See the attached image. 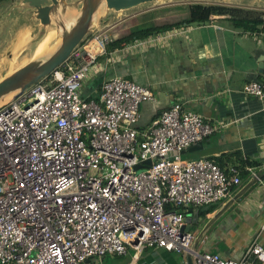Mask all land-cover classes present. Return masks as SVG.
Instances as JSON below:
<instances>
[{"label":"built area","instance_id":"obj_1","mask_svg":"<svg viewBox=\"0 0 264 264\" xmlns=\"http://www.w3.org/2000/svg\"><path fill=\"white\" fill-rule=\"evenodd\" d=\"M114 28L98 26L50 76L0 106V264H96L146 248L195 264H264L258 240L240 259L193 250L188 213L225 202L243 181L240 167L181 159L216 127L178 103L141 131L153 92L122 77L105 80L97 100L83 97L104 70L100 58L133 48L109 53ZM244 93L264 102V83Z\"/></svg>","mask_w":264,"mask_h":264},{"label":"crops","instance_id":"obj_2","mask_svg":"<svg viewBox=\"0 0 264 264\" xmlns=\"http://www.w3.org/2000/svg\"><path fill=\"white\" fill-rule=\"evenodd\" d=\"M20 1L0 0V52L7 48H29L36 42L35 36L38 35L37 41L42 38L40 33L43 29L39 22L31 19L25 11L15 9ZM198 1L186 5L209 4ZM225 1L231 7L238 5L264 14V3L259 6L253 1L249 6H242L234 0ZM156 10L153 7L122 19L121 29L117 30L121 31L115 32V38L164 20ZM155 12L157 14L153 16ZM123 13L117 14L118 17ZM145 16L150 19L141 24L140 17ZM170 16L175 18L177 15H166ZM244 26L237 25L228 16H212L211 21L204 25L193 24L167 31L174 36L152 42L147 47H135V40L126 55L122 53L113 60L111 56L100 58L104 70L97 75L103 78V82L112 77H122L152 90L154 100L145 103L141 109L138 125L141 131L149 128L166 109L179 103L185 112L198 114L217 128L214 135L202 142L200 149L191 152L188 149L182 156H190L193 161L211 159L224 170L234 166L242 169V185L233 190L228 200L218 203L219 207L214 212L205 219L200 218L199 224L202 225H197L198 232L191 228L195 232V240L207 222L229 200L257 179L258 182L213 224L197 249L198 252L203 248L205 252L234 259L242 258L255 240L264 246V102L244 93L247 83H264V70L259 72L260 66L264 67V26L257 29ZM99 88V93L90 99L99 98ZM216 246H223V249L217 252ZM114 257L122 258L119 264H188V256L164 249L146 248L140 252L129 249L126 255Z\"/></svg>","mask_w":264,"mask_h":264},{"label":"water","instance_id":"obj_3","mask_svg":"<svg viewBox=\"0 0 264 264\" xmlns=\"http://www.w3.org/2000/svg\"><path fill=\"white\" fill-rule=\"evenodd\" d=\"M159 0H21L15 9L25 11L27 15L39 22L43 29L40 33L45 36L49 28H56L58 36L62 39L56 50L46 59H34L15 72L0 79V101L9 95L17 97L31 86L50 76L58 69L72 53L83 43L102 22L109 19L111 13H123L139 8L145 4L156 3ZM264 3V0H253ZM74 13V18L68 21V12ZM11 53V52H10ZM260 73L264 67L260 66ZM5 104V103H4ZM202 143H198L189 152L198 150ZM182 154H186V151ZM148 165L151 161L147 162ZM142 169L137 166L136 170ZM257 179L247 184L233 199L229 200L220 211L211 218L200 231L194 242L193 250L196 252L200 242L210 228L223 216L233 203L240 199ZM187 228L192 230V225H199L200 209L191 210L187 215ZM188 264L193 263L192 255H188ZM87 264H93L88 261Z\"/></svg>","mask_w":264,"mask_h":264},{"label":"rangeland","instance_id":"obj_4","mask_svg":"<svg viewBox=\"0 0 264 264\" xmlns=\"http://www.w3.org/2000/svg\"><path fill=\"white\" fill-rule=\"evenodd\" d=\"M205 3H209V4H218L217 2H220V4H223L225 6H229L226 5L225 3H227L228 1L225 0H202ZM235 2H239L240 5L242 6H249L253 0H234ZM190 2H199L198 0H159L156 3H152V4H145L143 6H140L138 9L134 10V11H130L127 13H123L122 17H118V13H111L109 15V19L106 21V23H111V25H114V31L116 32L118 29H121L119 26L122 25L123 20L127 19V17H130L132 14L138 13L140 11H146L149 10L151 8L154 7V9H157L156 11L159 12V15H162L163 18H165L161 23L162 24H166L170 23V22H177L179 20H177V17L180 18H187L188 16V7H187V3ZM258 5L262 6L263 3L261 2H257ZM233 7H238V5H234ZM160 8V9H158ZM171 10V12L169 11ZM167 13V14H166ZM169 13H171L172 15H177L174 17L170 16L166 17V15H168ZM157 13L155 12L153 14V16H155ZM167 18V19H166ZM150 18H148L147 16L145 17H140V23L143 24L144 22L148 21ZM181 21V20H180ZM139 22H137L136 24H140ZM131 24V23H130ZM100 27L104 26V23L102 22L101 24H99ZM148 27V25H147ZM123 29V28H122ZM48 31H54L57 34L56 28H49L47 29ZM121 31V30H120ZM120 31H117V33H120ZM47 32V31H46ZM35 33V32H34ZM38 33V32H36ZM46 35V34H45ZM58 35V34H57ZM42 35L40 34V37ZM45 36H42V38H40L38 41V35L34 37V40L36 41L34 46H31L29 48H7L4 51L0 52V79H3L5 76L9 75V73H13L16 70H18L19 68L25 66L26 64H28L30 61L34 60L33 56L35 53V50L37 48L38 43L44 38ZM60 44V37L56 36V40L53 43V47H56ZM11 52V53H10ZM103 78L100 77V75L97 77V74L92 77V79L87 83L88 85L86 86L85 89H83L84 93H83V97H94V95L98 94L99 92L97 91V89L99 88V86L101 85V83L103 82L102 80ZM101 88V87H100ZM99 88V89H100ZM10 99V98H8ZM12 99V98H11ZM10 99V100H11ZM9 100V101H10ZM7 101V102H9ZM6 102V103H7ZM181 159L183 160H192V158H190V156L188 158L185 157V155H181ZM207 207V206H206ZM205 208V207H203ZM200 226L202 224H199ZM193 230H195L197 228V225H192L191 227ZM196 232H198V229H196ZM219 246H216L215 251H220L221 249H223L222 247L218 248ZM199 251L201 253H204L206 250H203V248ZM100 262V264H119L120 261H122V258H115L114 256H107L103 259H96L95 262Z\"/></svg>","mask_w":264,"mask_h":264},{"label":"trees","instance_id":"obj_5","mask_svg":"<svg viewBox=\"0 0 264 264\" xmlns=\"http://www.w3.org/2000/svg\"><path fill=\"white\" fill-rule=\"evenodd\" d=\"M188 16L186 19L162 24L153 23L149 27L136 28L129 32L126 36L115 39L109 46L108 51L112 52L116 49H120L125 45L132 44L135 40L145 39L156 33L167 32L179 27H186L188 25H204L211 21L212 16H228L233 18L237 25H245L246 28L257 29L261 25L264 26V18L262 13L255 12L253 10H247L239 7L225 6L223 4H202L193 3L187 5ZM258 14V15H257ZM98 97V96H97ZM95 96V98H97ZM219 207V204H212L205 208L200 207V218L205 219L206 216L214 212ZM193 231V230H192Z\"/></svg>","mask_w":264,"mask_h":264},{"label":"bare ground","instance_id":"obj_6","mask_svg":"<svg viewBox=\"0 0 264 264\" xmlns=\"http://www.w3.org/2000/svg\"><path fill=\"white\" fill-rule=\"evenodd\" d=\"M74 18V13L71 11L68 12V21L70 22ZM56 36H58L54 31H47L45 37L38 43L37 48L34 53V58L33 59H46L48 58L55 50H56V45L55 47H51L52 43L56 40ZM23 41L25 38H22ZM62 39L60 38V42ZM51 47V48H50ZM10 74V73H9ZM8 98H13V95H9L2 99L0 101V106L9 101L10 99Z\"/></svg>","mask_w":264,"mask_h":264}]
</instances>
